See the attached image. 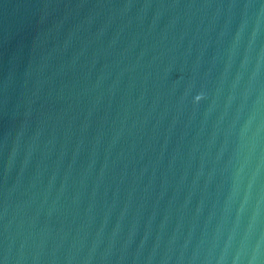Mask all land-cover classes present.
Masks as SVG:
<instances>
[{"label":"water","instance_id":"1","mask_svg":"<svg viewBox=\"0 0 264 264\" xmlns=\"http://www.w3.org/2000/svg\"><path fill=\"white\" fill-rule=\"evenodd\" d=\"M0 264H264V0H0Z\"/></svg>","mask_w":264,"mask_h":264}]
</instances>
